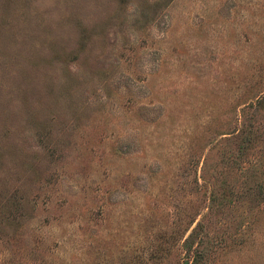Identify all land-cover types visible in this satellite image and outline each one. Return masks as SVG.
<instances>
[{"label":"rangeland","instance_id":"obj_1","mask_svg":"<svg viewBox=\"0 0 264 264\" xmlns=\"http://www.w3.org/2000/svg\"><path fill=\"white\" fill-rule=\"evenodd\" d=\"M0 264H264V0H0Z\"/></svg>","mask_w":264,"mask_h":264},{"label":"trees","instance_id":"obj_2","mask_svg":"<svg viewBox=\"0 0 264 264\" xmlns=\"http://www.w3.org/2000/svg\"><path fill=\"white\" fill-rule=\"evenodd\" d=\"M191 237H192V233H191V234L189 235V237L187 238V240H186L187 243L190 242Z\"/></svg>","mask_w":264,"mask_h":264}]
</instances>
